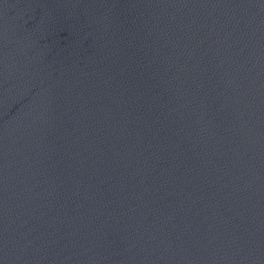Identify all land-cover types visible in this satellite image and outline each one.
Masks as SVG:
<instances>
[{
	"label": "water",
	"instance_id": "95a60500",
	"mask_svg": "<svg viewBox=\"0 0 264 264\" xmlns=\"http://www.w3.org/2000/svg\"><path fill=\"white\" fill-rule=\"evenodd\" d=\"M0 264H264V0H0Z\"/></svg>",
	"mask_w": 264,
	"mask_h": 264
}]
</instances>
